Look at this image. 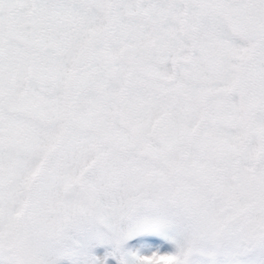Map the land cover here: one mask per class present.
<instances>
[{"label":"rangeland","instance_id":"374dc122","mask_svg":"<svg viewBox=\"0 0 264 264\" xmlns=\"http://www.w3.org/2000/svg\"><path fill=\"white\" fill-rule=\"evenodd\" d=\"M109 1L14 0L42 42L11 40L21 13L0 15V264H264V52L235 54L213 1L160 5L147 26Z\"/></svg>","mask_w":264,"mask_h":264},{"label":"flooded vegetation","instance_id":"af4514ba","mask_svg":"<svg viewBox=\"0 0 264 264\" xmlns=\"http://www.w3.org/2000/svg\"><path fill=\"white\" fill-rule=\"evenodd\" d=\"M72 1L73 0H58L57 3L61 6H64L66 10L69 8L72 11L76 7V3H73ZM206 1L208 2L213 1L214 2L213 8L217 13V17L221 20V22L225 21L230 25L231 30H230L229 38L230 40H232L233 38V48L235 54H238L239 51H242L243 56L247 60V63L252 64L254 59L262 55L264 52V24L256 23L253 20L252 7L247 10L242 8L239 11L238 6H240L245 0H235L230 2L229 0H206ZM252 1L261 7V10L259 8L255 9L254 19L258 22V18L264 15V0H252ZM175 3L179 6L184 4L182 3L181 0L178 1L177 0H110L109 3H107V9H108L107 11L108 13H110L111 10L119 9L122 12V16L120 15L121 22H124L125 20L129 19L128 16L131 17L129 20H136L138 17H140L142 24L144 26H147L148 24H151V22L152 23L156 22L154 18H152L151 12L157 11L158 6L166 4V5H170L173 8ZM137 6L141 7L143 13L147 18H144L142 16H136L135 13L133 15L127 13L128 10H134ZM171 7L169 8L173 13V9ZM5 8L11 13L12 16L13 14L15 15V13L16 15L21 13L20 18L17 19L13 18L11 23L9 24V26H11V29L8 35H10L11 40L18 43L43 41L44 32L46 28H43V31L40 32L38 36L34 38H33V34L34 35L37 34L39 32V28L41 27H36L35 30L31 29V31H28L29 35L23 32L22 28H24V26L33 24L34 22L33 21L34 12L32 10L28 11L24 4L16 3L14 2V0H0V15L2 11L5 10ZM118 21H119V16L117 19H115L114 16L106 15L105 22L109 27L115 26L118 23ZM225 22H223V24H225ZM263 22L264 19L261 20L260 23ZM0 25H2L1 20H0ZM254 26L256 27V30L254 29ZM13 27L17 28L18 31L14 30ZM161 32H163V30L158 28L157 33L160 34ZM217 35L221 37L220 34ZM155 37H157V35L150 40V44L151 46L152 44H156L157 49H159V47H161L163 43L161 41L157 42V39ZM234 41H236L237 44H235ZM93 42L94 40L91 41L92 44L90 48L84 53L87 57L92 54ZM238 44H242L241 50H238L239 48ZM167 57L169 58L168 55ZM219 64L220 63L217 64V67L219 66ZM242 64H245V62L236 63V65H242ZM184 74L190 75V72L186 70L184 71Z\"/></svg>","mask_w":264,"mask_h":264},{"label":"trees","instance_id":"16d2710c","mask_svg":"<svg viewBox=\"0 0 264 264\" xmlns=\"http://www.w3.org/2000/svg\"><path fill=\"white\" fill-rule=\"evenodd\" d=\"M53 158H54V156H52V159H51V161H50L49 163L44 162V164H43L42 167H41V172H40V174H38V176H34V177H33V181H32L31 179L29 180V184L27 185L28 190H30L31 188H36V189H38V187L34 186V184H35L38 180H43L44 174H48V173H49V166H50L51 162L53 161ZM204 170L207 171L208 169L203 167V171H204ZM4 173H6L7 176H11V175H12V173H11V172H8V170H4V169L1 168V169H0V174H4ZM41 174H43V177L41 176ZM15 176L18 177V176H19L18 173H15ZM0 193H1V189H0ZM32 197H33V196H32ZM228 198H229L230 200H237V201H239V202L242 201L241 198L238 197V195L236 194V192H234V194L231 195V196L229 195ZM4 204H5V205H8L7 202H5ZM1 215H2V211L0 212V221L2 220ZM6 229H7V231H6ZM9 231H10V227L8 226V228H5V229H3L2 231H0V234H9Z\"/></svg>","mask_w":264,"mask_h":264},{"label":"water","instance_id":"95a60500","mask_svg":"<svg viewBox=\"0 0 264 264\" xmlns=\"http://www.w3.org/2000/svg\"><path fill=\"white\" fill-rule=\"evenodd\" d=\"M230 1H235V0H230ZM37 118H39V119H44V117H45V112L44 111H42V112H40V113H38L37 115Z\"/></svg>","mask_w":264,"mask_h":264}]
</instances>
